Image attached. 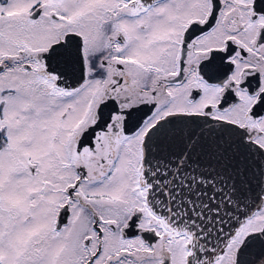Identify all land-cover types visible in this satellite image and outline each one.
Masks as SVG:
<instances>
[{"label":"snow or ice","instance_id":"snow-or-ice-1","mask_svg":"<svg viewBox=\"0 0 264 264\" xmlns=\"http://www.w3.org/2000/svg\"><path fill=\"white\" fill-rule=\"evenodd\" d=\"M0 264H264V0H0Z\"/></svg>","mask_w":264,"mask_h":264}]
</instances>
